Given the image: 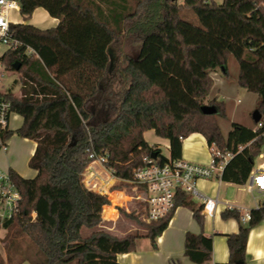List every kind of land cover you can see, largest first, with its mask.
<instances>
[{"label":"trees","instance_id":"obj_1","mask_svg":"<svg viewBox=\"0 0 264 264\" xmlns=\"http://www.w3.org/2000/svg\"><path fill=\"white\" fill-rule=\"evenodd\" d=\"M16 1L25 20L42 7L59 23L47 29L12 23L14 37L39 56L27 55L24 45L0 57L7 70H15L19 62L18 71L37 85L33 95L0 92L11 102L12 112L24 117L17 131L2 130V139L16 133L36 142L29 161L36 176L24 178L9 170L22 196L19 213L2 224L14 234L8 237L9 262L18 250L11 243L21 233L36 247L32 264H124L119 255L136 250L140 238H149L156 248V238L178 206L190 208L203 225V204L179 189L166 217L145 223L135 212L119 208L120 219L137 229L111 230L112 223L103 219L108 196L84 183L89 150L108 156V167L119 178L129 179L145 154L156 152L162 160L182 158L184 139L200 133L212 154H234L222 180L247 183L264 138L238 122L226 135L217 120L226 116L224 100L206 99L214 85L212 73L229 77L232 55L240 66L238 84L257 94L264 126V7L255 10L257 0ZM190 12L197 24L186 18ZM122 37L132 43L131 52L115 59L113 50ZM204 106L215 111L207 112ZM151 129L169 140V157L145 139ZM124 186L127 183L120 182L114 189ZM118 195L111 197L117 201ZM262 206L251 210L247 225L237 209L223 212L224 218L240 222L238 232L227 234V264H248V236L264 220V199ZM212 254L211 237L186 234L188 259L208 264ZM0 264H7L1 254Z\"/></svg>","mask_w":264,"mask_h":264},{"label":"crops","instance_id":"obj_2","mask_svg":"<svg viewBox=\"0 0 264 264\" xmlns=\"http://www.w3.org/2000/svg\"><path fill=\"white\" fill-rule=\"evenodd\" d=\"M8 16L12 23L26 22L42 29L55 27L59 23L58 18L51 16L49 12L42 7L37 8L28 20L24 19L20 13L19 7L10 9ZM231 58L232 55L230 59ZM229 65L231 66L230 62ZM229 65V73L230 71H236L229 69ZM239 70H237L236 76L231 77L229 74L230 80L222 77L218 72L212 73L214 79L212 91L213 89H217L218 96L222 91L227 95L225 96L227 108H229L228 98L230 96L228 90L238 86L237 78L239 76ZM18 72L20 76L17 79H14L12 85L7 86L5 88L6 90L0 88V92H11L16 96L21 97L26 91H29L30 94L33 95V89L37 88L36 83L33 80L28 79L24 73L20 71ZM0 76H3L2 71H0ZM224 89H226V92H224ZM37 95L42 96L40 93H35V96ZM238 101H240V99ZM229 119H231L229 116L228 119L219 117L218 120L222 129V123L224 120H227L231 125L233 122H236ZM23 123L24 117L17 112H12L8 129L15 132L23 125ZM254 123L252 126H245L251 128ZM166 145L168 148L170 147L169 140H167ZM1 149L0 170L9 172L10 169H14L24 178H34L36 176L37 171L29 165L30 158L36 149L35 141L14 133L6 141V148ZM169 156L170 153L166 157ZM182 158L203 165H209L211 163V149L202 134L193 133L184 139ZM119 183L120 182H118L117 185ZM238 186H240V184L223 180L220 182L218 179H199L197 181L199 191L210 197H218L220 200L215 216L210 218L204 215L203 225H200L194 218L193 211L190 208L178 206L175 209L167 228L156 238V248L153 247L149 238L142 237L137 242L136 250L120 254L119 260L124 264H197L184 255L186 234L192 232L195 234L204 233L206 236L212 238V261L208 264H227L229 259L227 234L238 232L240 227V222L236 218L223 217V212L228 209L227 204L231 203L238 207L253 209L256 208L258 204H262L264 199V194L262 193H259L261 195L260 201L257 200L258 198L254 193H250L252 194V198H250L249 195L242 193L244 190L240 189ZM246 192L249 193L247 190ZM111 194L121 195H118L119 200L116 201L112 199ZM108 198L110 204L104 206L103 219L112 223V227H110L111 230L122 233L124 229L117 228V224L121 220L119 208L131 213L135 211L134 209L138 203L134 202L133 193H129L126 188L111 190L108 194ZM196 201L199 204H203L200 200ZM107 208H109L108 211ZM105 213H107V215H105ZM246 260L248 264H264V220L250 229Z\"/></svg>","mask_w":264,"mask_h":264},{"label":"built area","instance_id":"obj_3","mask_svg":"<svg viewBox=\"0 0 264 264\" xmlns=\"http://www.w3.org/2000/svg\"><path fill=\"white\" fill-rule=\"evenodd\" d=\"M219 1V0H218ZM222 1V0H221ZM16 0H0V57L9 49H17L25 44L15 38L11 30L12 22L8 12L12 8H18ZM254 9L264 7V0L254 2ZM26 46L27 55L39 56L37 51L29 45ZM1 65V62H0ZM11 102L0 95V147L6 148V141L1 137V131L8 129L12 114ZM258 137L264 138V126L262 120L254 123L251 127ZM90 151L91 162L84 174L86 186L98 193L107 195L118 182L127 183V190L135 191L134 199L140 200L143 209L136 211V215H143L147 223L158 221L166 217L175 207V195L181 189L190 193L203 203V214L213 218L217 212L220 200L218 197H210L201 193L197 187L199 179H218L222 181L224 169L234 154L222 153L214 150L211 163L203 165L187 161L183 158L162 160L158 155L151 154L143 156V164L133 169L131 178H119L115 172L108 167V156L100 154L95 150ZM262 162L254 167L248 178L246 190L249 193L264 194V153L259 154ZM139 192V194H138ZM22 199L21 192L10 173L0 170V224L13 219L19 213V204ZM228 209H237L240 212V220L247 225L252 219V209L238 207L231 203ZM263 207L258 204L256 209ZM33 216L35 214L33 213Z\"/></svg>","mask_w":264,"mask_h":264},{"label":"rangeland","instance_id":"obj_4","mask_svg":"<svg viewBox=\"0 0 264 264\" xmlns=\"http://www.w3.org/2000/svg\"><path fill=\"white\" fill-rule=\"evenodd\" d=\"M221 0H219L220 2ZM177 2L179 4L184 3V0H177ZM134 5V2H133ZM186 18L188 20H191L194 23H198L197 17L193 14V13H188L185 15ZM131 47H132V43L130 41H125L124 38H120V40L118 41V44L115 45L114 47V54H115V59H119L121 52L128 54L131 52ZM231 57V56H230ZM230 68L231 70H236V71H230V76H236L237 74V70H239V64L237 62V60L232 56V58L230 59ZM0 71H2L3 76H0V88L2 90H6L5 88L7 86H11L14 79H17L20 74L18 71L16 70H7L5 69V67L1 64L0 65ZM228 80H230V77H227ZM232 80V79H231ZM237 84H238V78H237ZM214 86V85H213ZM224 92H226V89H224ZM228 94L230 95L228 98V105L229 108H227V102L225 99V96H227L225 93H223V91L219 94L218 96V90L217 89H213V91L211 90L210 95L208 96V98L206 99V102H209V100L214 99L215 97H219V99L224 100V105H225V109H226V116L222 117V118H226L229 120H233L239 123H242L244 125H251L254 123L253 118H252V114L253 111L255 109H258V105L257 101V94L250 92L247 88L242 87L238 84V86H236L235 88H230L228 90ZM240 99V101H238ZM228 112V113H227ZM219 117L217 118V120L219 119ZM219 122V120H218ZM222 127H223V132L227 135L228 132L231 129V124L227 122V120H224L222 123ZM147 141L152 145V146H157L158 149L161 150V153L164 155H169L170 150L166 145L167 139L162 138L160 136H158L154 130H148L144 133ZM0 150L1 147H0ZM262 152L264 153V147L262 149ZM262 162L261 159H259L258 156L255 157L254 159V167H258V165ZM240 189L244 190L242 193H245L246 195H249L250 198H252V194L247 193L246 192V185H240L238 186ZM123 188H129V186H124ZM129 193H133V196H136L135 191H131L128 189ZM254 194L257 196V200L260 201L261 200V195L258 192H254ZM195 200H199L196 197H193ZM134 202L138 203L136 206V211H141L143 209V207L141 206V201L134 199ZM134 209V210H135ZM137 218L139 221L145 222L146 221L143 220V215H137ZM14 225L11 226V229L13 228ZM131 227L132 229H137L135 224H131L129 221L121 219L120 222H118L117 227L120 229L122 227ZM126 228V227H125ZM139 228V227H138ZM129 229V228H126ZM140 231H142V228H139ZM9 236H13L14 234L11 232L9 233L8 229L3 228V225L0 224V254L3 256V258L5 259L7 264H32V259H33V255L34 252L36 253V247L33 245V243L31 242L30 238L24 234L21 233V235H19V237H16L14 241V243H11V245H14L15 247H17V252L14 253V261L11 260L9 262V256H10V250L8 245H10V239H8Z\"/></svg>","mask_w":264,"mask_h":264},{"label":"water","instance_id":"obj_5","mask_svg":"<svg viewBox=\"0 0 264 264\" xmlns=\"http://www.w3.org/2000/svg\"><path fill=\"white\" fill-rule=\"evenodd\" d=\"M21 67V64L19 62H16L14 63V68L15 70H19ZM203 109L207 112H212V111H215V108L213 106H204ZM252 118H253V121L256 123V122H259L262 118V113L260 112L259 109H255L253 111V114H252ZM153 156L156 157L157 156V153L154 152L153 153Z\"/></svg>","mask_w":264,"mask_h":264},{"label":"bare ground","instance_id":"obj_6","mask_svg":"<svg viewBox=\"0 0 264 264\" xmlns=\"http://www.w3.org/2000/svg\"><path fill=\"white\" fill-rule=\"evenodd\" d=\"M138 194H139V192H138Z\"/></svg>","mask_w":264,"mask_h":264}]
</instances>
